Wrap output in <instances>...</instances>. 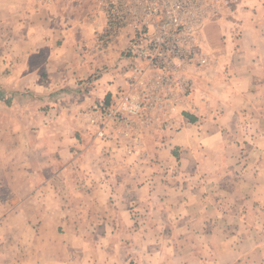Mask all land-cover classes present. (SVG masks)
<instances>
[{
	"label": "rangeland",
	"instance_id": "1",
	"mask_svg": "<svg viewBox=\"0 0 264 264\" xmlns=\"http://www.w3.org/2000/svg\"><path fill=\"white\" fill-rule=\"evenodd\" d=\"M209 2L216 3L218 13L208 18L203 31L202 51L208 58L205 69L186 71L183 81L193 87L184 94L178 88L182 79L173 81L175 93L169 94L165 102L171 104L149 113L151 125L147 127L151 128L141 137L143 142L138 143V136L131 133L134 144L124 139L132 152L135 148L133 159L126 160L127 155L119 153L112 165L113 169L127 170L123 177L117 176L120 179L116 183L130 179L139 189L137 196L125 189L108 196L112 201L120 200L117 204L130 203L131 224L127 226L123 222V211L118 212L116 207L111 210L121 221L113 218L114 223L108 224L106 232H114V237L103 235L96 241L105 244L108 251L106 256L94 253L100 264H230L229 260L235 261V258L229 254V247L243 256L241 261L245 264H264V260L259 263L257 254L251 251L252 246L240 241L245 230L264 253V209L246 210V206L239 203L232 210L230 206L234 202L229 194V184L241 183L247 172L251 183L264 184V125L259 128L251 122L243 127L239 124L234 131L240 142L231 146L229 83L225 86V82H229L227 43L241 35L239 22L247 20L243 10L261 15L264 0ZM11 45L0 43V57L7 58ZM127 46L128 43L121 54L125 66L129 62L124 53ZM216 78L218 93L212 88ZM262 90L264 93V85ZM45 98L43 104L47 110L51 109L45 112V117L64 121L66 109L60 110L57 106V98L64 97L58 96V101L50 96ZM259 101L261 99L249 105L253 108L249 110L251 120L263 118L264 111L254 110L264 104V97ZM11 103L13 97L2 90L0 79V264H93L92 255L83 253L84 245L71 240V234L73 230L101 233V223L89 222L101 219L99 215L102 216L103 211L108 215L109 210L97 208L99 213L85 196L93 198L95 203L94 195L98 192L83 193L79 186H73L69 176L66 180L72 188H53L38 182L40 170L47 167L40 153L45 151L41 150V141L48 142L50 135L64 140L69 136L68 131L41 128L37 126L39 119L34 120L29 111L32 106H26L29 109L24 111L25 106L15 108ZM193 104L196 109L191 110ZM170 106L174 109L170 110ZM190 111L196 112L198 119L189 125L186 118L191 120ZM181 116L185 122L179 120ZM211 119L218 122L209 124ZM140 126L141 123H134L131 131L137 132ZM82 161L85 162L77 161L78 167H84ZM104 178L108 182L112 177ZM248 196L252 200V192ZM221 204V208L211 211L213 205ZM233 212L239 218L245 214L239 224H230ZM216 218L229 222L221 226L209 224ZM210 227L212 235L207 234ZM120 235L122 239L118 238ZM222 237L225 239L221 240Z\"/></svg>",
	"mask_w": 264,
	"mask_h": 264
},
{
	"label": "crops",
	"instance_id": "2",
	"mask_svg": "<svg viewBox=\"0 0 264 264\" xmlns=\"http://www.w3.org/2000/svg\"><path fill=\"white\" fill-rule=\"evenodd\" d=\"M244 11L247 20L242 19L239 22L241 35L237 40H229L226 46L228 52L226 51L225 56L229 64V82H225V86L229 83V144L231 146L240 142L234 131L239 124L243 127L251 122L254 127L259 128L264 125L261 121L264 120V115L262 119L259 117L249 119V110H253L249 105L260 99L259 102H262L264 97L262 90L264 82L261 83L264 81V12L261 13L264 9H260L261 15L259 12L254 15L252 10L248 12L243 10V14ZM103 25L102 17L96 16L90 2L85 0L75 5L63 0H49V2L48 0H0V43H12L7 58L0 57L2 90L13 97L11 105H15V108L23 109L22 107L25 106L24 111H28L32 106L29 111L35 117L34 120L39 119L37 126L57 127L56 129L61 128L69 134L64 140L61 136L50 135L48 142L41 141V150L45 151L40 153L43 154L42 159L45 160L47 167L40 170L38 182L53 188L61 189L60 186L72 188L66 180L69 176L73 186H79L83 193L98 192L94 195L97 200L95 203L93 198L85 195L86 200L93 203L94 208L109 210L108 215L103 211L102 216L99 215L101 219L94 218L89 222L101 223L102 227L99 229L101 233L93 234L87 230L84 233H77L73 230L74 233L71 234V240L81 241L84 245L83 253L92 255L93 264H100L94 253H98V256L108 255L106 245L96 241L103 235L107 238L114 237V232H106L108 224L114 223L113 218L121 221L118 215L116 217L112 215L111 210L116 207L118 212L123 211V222L127 226L131 224L130 203L117 204L120 200L112 201L108 196L121 192L122 189L137 196L139 189L130 179L116 183L120 179L117 176L123 177V173L126 174L127 170L113 169L112 165L115 158L119 157V153L129 156H126V160L133 159L135 148L132 152L128 150L132 147H127L123 142L125 139L127 143H135L130 133L136 138L138 136L137 142L141 143L143 142L141 137L151 128V126L147 127L150 124V119L147 117L145 121L148 123L141 125L137 132L133 130L127 133L120 132L119 140L117 135L107 141L94 135V125L89 121L90 106L97 101L110 102L125 87V74L122 68L125 66V61L121 54L127 45V39L124 35H119L109 46L99 43L96 34L101 32ZM217 80V78L214 80L215 85L212 88L218 93ZM47 96L54 97L55 100L58 96L64 97L61 100L57 98L59 101L56 100L60 110L66 109L64 121L57 119L53 121L45 117V112L51 111L43 104ZM50 104L54 103L50 102ZM192 108L191 110L196 109V105L193 104ZM254 110L264 111V104L261 103ZM190 112L191 120L186 118L189 125L198 119L196 112ZM182 116L179 120L184 121ZM30 119L33 120L28 118ZM217 122L211 119L209 124ZM122 135H126L127 138ZM80 159L85 161H82L85 163L84 167H78L77 161ZM121 161H124V158H121ZM105 176L112 178L105 182L107 179L104 178ZM249 176L250 173L247 172L244 180L241 179V183H236L239 186L229 184L230 198L234 202H231L230 209H236L239 203L245 205L246 210L264 209V184L260 181L251 183ZM76 182L79 184L77 185ZM250 192L253 194L252 200L248 198ZM112 199L114 200L113 197ZM221 206L222 204L213 205L210 209L216 211ZM186 208L187 204L184 201V210ZM242 215L243 217L239 218L233 212L230 224H239L245 216L243 213ZM210 222L209 224L213 226L217 224L221 226L229 221L216 218ZM207 234H213L211 227ZM118 238L122 239V236ZM224 239L225 237L221 238ZM240 241L246 242L249 247L252 246L251 251L257 254L259 263L263 262L262 247L253 236L242 230ZM228 252L235 258V261L229 260L230 264H234L237 259L241 261L243 256L235 248L229 247ZM240 261L238 264H245L244 261Z\"/></svg>",
	"mask_w": 264,
	"mask_h": 264
},
{
	"label": "built area",
	"instance_id": "3",
	"mask_svg": "<svg viewBox=\"0 0 264 264\" xmlns=\"http://www.w3.org/2000/svg\"><path fill=\"white\" fill-rule=\"evenodd\" d=\"M65 1L78 4L83 0ZM85 1L96 16H103L104 25L96 34L99 43H113L119 35L128 43L125 87L110 102L90 106L94 135L107 141L130 131L134 123L145 125L147 117L151 119L149 113L170 105L165 102L175 93L173 81L182 79L180 93L192 90L193 85L183 80L188 69L200 72L207 65L203 31L208 18L218 13L216 3L209 1L217 0Z\"/></svg>",
	"mask_w": 264,
	"mask_h": 264
}]
</instances>
